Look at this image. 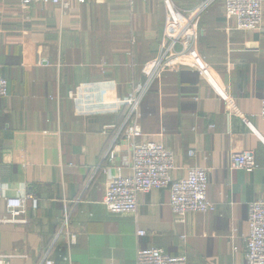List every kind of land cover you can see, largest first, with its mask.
I'll return each instance as SVG.
<instances>
[{
    "label": "crops",
    "instance_id": "crops-1",
    "mask_svg": "<svg viewBox=\"0 0 264 264\" xmlns=\"http://www.w3.org/2000/svg\"><path fill=\"white\" fill-rule=\"evenodd\" d=\"M205 1L171 0L179 13ZM166 18L162 0L71 2L62 17L56 6L33 4L23 13L18 0H0V78L9 85L0 98V254L12 264H67L63 237L56 238L63 200L73 202L70 224L78 233L71 264H136L141 248L183 254L186 264L245 263L247 206L264 201V6L255 31L235 29L223 0L188 29L221 95L175 60L147 82L162 53ZM101 80H113L119 97L143 94L141 139L173 152L172 180L186 178L190 168L208 170L213 212L189 213L179 223L166 189L141 193L135 213L102 205L103 168L132 174L129 145L118 134L128 108L76 117L67 97L74 86ZM234 152L250 153L257 168L230 169ZM9 197L25 198V224L8 221Z\"/></svg>",
    "mask_w": 264,
    "mask_h": 264
},
{
    "label": "built area",
    "instance_id": "built-area-1",
    "mask_svg": "<svg viewBox=\"0 0 264 264\" xmlns=\"http://www.w3.org/2000/svg\"><path fill=\"white\" fill-rule=\"evenodd\" d=\"M126 1L132 6L137 1L146 2L148 0ZM213 1L206 0L194 10L179 13L172 6L171 0H162L167 16L161 44L162 53L148 76L147 82L154 79L163 68L175 60L195 70L217 94L221 95L222 88L219 86L217 74L197 51L196 33L188 31L189 28L194 30L201 15ZM71 2L84 4L86 0H18V6L25 13L33 4L52 5L58 8L59 15L62 17L70 10ZM223 4L225 18L233 22L235 29L245 31L260 29L264 0H223ZM8 93L7 81L0 78V98L7 97ZM67 97L76 117L116 116L128 108V114L118 134L121 140L129 145L132 154V174L124 177L117 173H108V169L103 168V172L107 174V182L102 205L109 212L114 214L135 213L138 196L141 193L159 189L168 190V205L179 223H183L189 213L214 211L213 204L207 200L208 170L190 168L186 178L172 180L171 172L176 168L173 152L153 141H142V131L137 120L143 94L135 95L130 92L119 97L116 93V83L113 80H101L76 85L68 91ZM259 118L264 120V97L260 101ZM116 152V145L106 152L109 162L113 161ZM192 155L193 152L190 151L189 156ZM229 168L251 173L257 168V164L250 153L234 152L229 158ZM1 198L2 186L0 184ZM62 202L63 212L56 238L63 237L66 247L64 261L71 264V248L77 242L78 233L70 224L73 202L72 204H68L65 200ZM33 205H36L34 199ZM247 207L248 235L244 264H264V201L251 202ZM5 208L9 222L26 223L23 218L26 214L25 198H6ZM137 235L144 236V232L139 231ZM180 239L183 242L185 237L181 236ZM0 264L12 263L8 255L0 254ZM43 264H54V262L45 260ZM136 264H186V258L183 254L170 256L159 248H141L136 253Z\"/></svg>",
    "mask_w": 264,
    "mask_h": 264
}]
</instances>
